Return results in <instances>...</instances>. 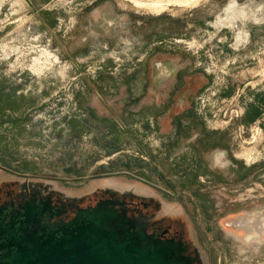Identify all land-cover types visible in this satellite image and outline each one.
I'll list each match as a JSON object with an SVG mask.
<instances>
[{
    "label": "rangeland",
    "instance_id": "rangeland-1",
    "mask_svg": "<svg viewBox=\"0 0 264 264\" xmlns=\"http://www.w3.org/2000/svg\"><path fill=\"white\" fill-rule=\"evenodd\" d=\"M11 174L75 198L130 192L182 224L202 264H264L237 226L264 217V0H0Z\"/></svg>",
    "mask_w": 264,
    "mask_h": 264
},
{
    "label": "flooded vegetation",
    "instance_id": "flooded-vegetation-1",
    "mask_svg": "<svg viewBox=\"0 0 264 264\" xmlns=\"http://www.w3.org/2000/svg\"><path fill=\"white\" fill-rule=\"evenodd\" d=\"M242 153L237 157L246 159ZM10 176L13 178L0 180V264H10L33 239L47 234L60 237L65 230L88 223L87 215L98 205L120 218L130 234L138 232L144 247L163 248L167 264H202L182 224L159 215L158 202L110 189L96 192L89 199L69 197L36 179ZM251 221L241 220L237 225L246 230L243 240L264 241V217L256 225Z\"/></svg>",
    "mask_w": 264,
    "mask_h": 264
},
{
    "label": "water",
    "instance_id": "water-1",
    "mask_svg": "<svg viewBox=\"0 0 264 264\" xmlns=\"http://www.w3.org/2000/svg\"><path fill=\"white\" fill-rule=\"evenodd\" d=\"M87 217L60 237L31 240L10 264H167L163 248L144 247L139 233L130 234L108 208L98 205Z\"/></svg>",
    "mask_w": 264,
    "mask_h": 264
},
{
    "label": "bare ground",
    "instance_id": "bare-ground-1",
    "mask_svg": "<svg viewBox=\"0 0 264 264\" xmlns=\"http://www.w3.org/2000/svg\"><path fill=\"white\" fill-rule=\"evenodd\" d=\"M185 2H186V1H185ZM188 2H189V1H188ZM135 3H137V2H135ZM140 3H141V2H140ZM233 3H234V2L232 1L231 4H230V6H229V8L232 6ZM137 4H139V3H137ZM142 4H143V3H142ZM156 4H157V3H156ZM238 37H239V36H238ZM238 37H237V38H238Z\"/></svg>",
    "mask_w": 264,
    "mask_h": 264
},
{
    "label": "crops",
    "instance_id": "crops-1",
    "mask_svg": "<svg viewBox=\"0 0 264 264\" xmlns=\"http://www.w3.org/2000/svg\"><path fill=\"white\" fill-rule=\"evenodd\" d=\"M22 100H25V101H26V100H27V98H26V99L22 98Z\"/></svg>",
    "mask_w": 264,
    "mask_h": 264
}]
</instances>
